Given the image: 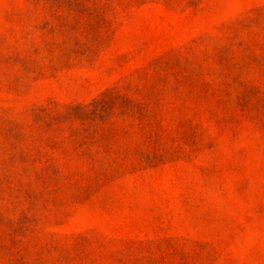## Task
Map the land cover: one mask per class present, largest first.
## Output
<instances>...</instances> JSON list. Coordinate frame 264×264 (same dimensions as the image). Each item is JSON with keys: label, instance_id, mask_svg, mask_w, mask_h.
Returning a JSON list of instances; mask_svg holds the SVG:
<instances>
[{"label": "rangeland", "instance_id": "obj_1", "mask_svg": "<svg viewBox=\"0 0 264 264\" xmlns=\"http://www.w3.org/2000/svg\"><path fill=\"white\" fill-rule=\"evenodd\" d=\"M0 264H264V0H0Z\"/></svg>", "mask_w": 264, "mask_h": 264}]
</instances>
